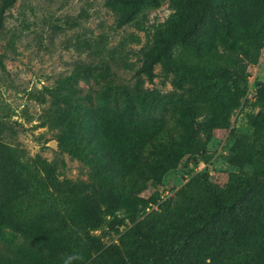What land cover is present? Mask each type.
I'll use <instances>...</instances> for the list:
<instances>
[{
  "label": "trees",
  "instance_id": "obj_1",
  "mask_svg": "<svg viewBox=\"0 0 264 264\" xmlns=\"http://www.w3.org/2000/svg\"><path fill=\"white\" fill-rule=\"evenodd\" d=\"M16 0H3L0 23ZM162 0H108L124 26L141 12L157 8ZM175 13L156 44L147 53L140 72L150 80L161 64L174 73V85L195 91L188 106L178 108L177 126L171 132L142 117L154 104L153 94L134 96L111 85L100 100L119 96L129 108L93 106L91 94L78 95L81 79L105 78L109 69L97 71L77 65L60 80L54 109L44 124L61 126L58 147L88 165L96 181L58 179L57 166L46 160L34 165L22 161L8 145L0 146V264H209L228 255L230 264H264V86L259 88L249 115L253 140L238 139L229 157L239 167L227 186L197 174L189 190L157 203L156 194L143 192L162 183L186 155L206 146L200 135L231 124L247 90V63H257L264 46V0H171ZM250 12L252 14H250ZM0 65L3 61L0 56ZM200 81L210 84L206 88ZM147 95L150 96L147 99ZM192 97V94H191ZM207 111L209 120L195 128L196 118ZM140 146V147H139ZM157 203L159 213L147 214L126 231L132 242L126 255L106 247L92 232L104 217L123 210L141 213Z\"/></svg>",
  "mask_w": 264,
  "mask_h": 264
},
{
  "label": "rangeland",
  "instance_id": "obj_2",
  "mask_svg": "<svg viewBox=\"0 0 264 264\" xmlns=\"http://www.w3.org/2000/svg\"><path fill=\"white\" fill-rule=\"evenodd\" d=\"M3 0H0V6ZM108 0H16L5 12L0 23V146L14 149L22 161L32 165L39 160L55 163L58 179L93 182V170L81 160L58 147L61 126L44 124L46 114L56 107L60 80L70 75L77 65H87L101 71L109 69L105 78L84 79L78 84V95L91 94L93 106L129 108L119 96L118 106L100 100L101 90L111 85L126 88L134 96L153 94L154 104L142 117L143 123L156 122L160 129L171 132L177 126L178 108L188 106L194 98L192 85L175 87L174 73L161 64L155 66L156 76L150 80L140 72L147 53L156 44L160 31L165 30L175 13L171 0H162L157 8L147 7L130 23L119 26L120 14L108 6ZM250 14H252L250 12ZM247 90L242 102L225 129H215L208 138L204 130L199 135L206 140L205 149L196 155H186L177 168L168 171L162 183L152 185L143 194H156L157 203L189 190L188 183L197 174H205L221 187L228 184L232 172L239 167L229 161L232 149L242 136L253 140L249 115L257 114L255 106L259 88L264 86V46L257 63H247ZM210 87L200 81V86ZM192 94V97H191ZM150 96L147 95V99ZM196 118L195 128L209 120L207 111ZM140 147V146H139ZM157 203H151L141 213L117 211L104 217L101 226L92 233L106 247L116 245L126 255L132 242L126 231L139 221L150 220L148 213H159ZM9 245L0 240V251ZM209 264H230L224 255Z\"/></svg>",
  "mask_w": 264,
  "mask_h": 264
}]
</instances>
